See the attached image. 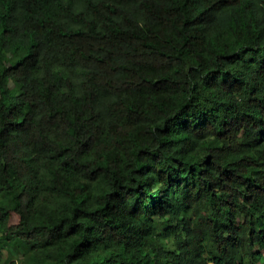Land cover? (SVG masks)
Here are the masks:
<instances>
[{
    "label": "trees",
    "instance_id": "1",
    "mask_svg": "<svg viewBox=\"0 0 264 264\" xmlns=\"http://www.w3.org/2000/svg\"><path fill=\"white\" fill-rule=\"evenodd\" d=\"M15 241L264 264V0H0V264Z\"/></svg>",
    "mask_w": 264,
    "mask_h": 264
},
{
    "label": "rangeland",
    "instance_id": "2",
    "mask_svg": "<svg viewBox=\"0 0 264 264\" xmlns=\"http://www.w3.org/2000/svg\"><path fill=\"white\" fill-rule=\"evenodd\" d=\"M164 224L158 225V232L161 234L162 240L165 242H169L172 239V236L165 232ZM32 254V250L28 245L22 242H10L5 243L3 247V261L13 260L14 264H27L30 256ZM8 261L5 264H8Z\"/></svg>",
    "mask_w": 264,
    "mask_h": 264
},
{
    "label": "built area",
    "instance_id": "3",
    "mask_svg": "<svg viewBox=\"0 0 264 264\" xmlns=\"http://www.w3.org/2000/svg\"><path fill=\"white\" fill-rule=\"evenodd\" d=\"M210 264H215V263H210Z\"/></svg>",
    "mask_w": 264,
    "mask_h": 264
}]
</instances>
